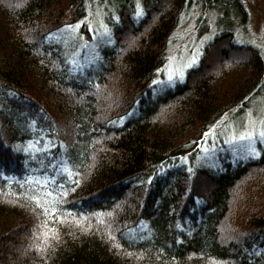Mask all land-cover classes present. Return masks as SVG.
Listing matches in <instances>:
<instances>
[{
  "label": "trees",
  "instance_id": "trees-1",
  "mask_svg": "<svg viewBox=\"0 0 264 264\" xmlns=\"http://www.w3.org/2000/svg\"><path fill=\"white\" fill-rule=\"evenodd\" d=\"M95 1L112 11L101 17L111 45L94 41L89 0H0V264H264V145L201 157L264 91L262 53L226 30L160 91L186 0H142L137 24L134 0ZM226 42L215 68L206 55ZM88 50L98 65L81 79L67 58Z\"/></svg>",
  "mask_w": 264,
  "mask_h": 264
},
{
  "label": "rangeland",
  "instance_id": "rangeland-1",
  "mask_svg": "<svg viewBox=\"0 0 264 264\" xmlns=\"http://www.w3.org/2000/svg\"><path fill=\"white\" fill-rule=\"evenodd\" d=\"M222 1L225 7L221 6ZM89 2L92 3V10H94L93 16L92 13L90 14L92 19L90 16L88 17L90 18V29L96 26L94 27L95 36L93 37L95 40H92L96 42L100 38L99 42L104 44L109 43L111 45V39L105 38L104 29L106 27L101 21L102 14L110 15L112 12L111 9H108V5L98 7L95 0H89ZM241 2L248 11L246 22L243 24L238 21V15L235 14V10L232 8L233 6L231 7L229 0L228 2L226 0H216L213 4H210L206 0H186L187 6L182 11L181 21L179 26L174 30L170 41V58L158 72L156 83L160 91V87L167 91L168 89L176 87L178 83L185 82L188 70L200 66L202 57L206 53L203 52L207 48V44L214 42L217 36L226 30L233 32L232 46H254L260 50L264 57V0H241ZM144 5V1L134 0L132 11L129 12V17L134 24H137L145 16L147 11ZM107 9L108 11H106ZM225 13H227L228 17L222 18L226 15ZM79 23L75 25L74 29L70 27L72 33H78L80 31ZM107 30L110 31L109 28ZM60 34L62 36L51 37L49 43H60L64 37V30ZM67 35L70 36L69 29ZM73 36L71 35V43L69 44H73ZM86 41L88 43L93 42L89 41V39H86ZM64 43L65 39L63 40ZM224 47L227 49L230 48L228 42L223 47L216 48L215 46L214 52L212 53V50H210L206 55L207 61L211 62L215 68L223 60V55L220 54ZM218 48L221 51L218 52ZM237 52L238 50H232L233 56ZM75 56L76 54L69 55V58H67L70 60V63H75V75L80 78L82 77L81 79L88 78L89 75H82L85 74V70L90 74L92 65H98V57L93 55V51L91 50L87 51L85 61H83L84 59L80 55L79 57ZM155 96L154 93L153 97ZM135 109H131L124 116L123 122L125 121L126 123L128 121L127 117L131 116V118H134V115L138 112ZM216 129L205 138L203 154H201L202 159L216 158L222 160L225 157L235 159L258 156L264 145V135H262L264 133V91L258 97L254 98L243 112L235 118H229L223 121L222 125ZM248 133L252 135L248 136ZM132 182L130 183L133 184ZM142 228H144V222H141L135 229L130 230L128 234L131 238H136V232Z\"/></svg>",
  "mask_w": 264,
  "mask_h": 264
},
{
  "label": "snow or ice",
  "instance_id": "snow-or-ice-1",
  "mask_svg": "<svg viewBox=\"0 0 264 264\" xmlns=\"http://www.w3.org/2000/svg\"><path fill=\"white\" fill-rule=\"evenodd\" d=\"M66 27H72L71 25H68ZM171 78V77H170ZM252 134L251 133H248V136H251ZM262 135H264V133H262ZM241 138H245V137H241ZM33 199H36L35 197ZM53 211H55V208H53Z\"/></svg>",
  "mask_w": 264,
  "mask_h": 264
},
{
  "label": "bare ground",
  "instance_id": "bare-ground-1",
  "mask_svg": "<svg viewBox=\"0 0 264 264\" xmlns=\"http://www.w3.org/2000/svg\"><path fill=\"white\" fill-rule=\"evenodd\" d=\"M140 231H141V230H140ZM140 231H137L136 234L138 235V234L140 233ZM132 239L137 240V239H135V238H132Z\"/></svg>",
  "mask_w": 264,
  "mask_h": 264
}]
</instances>
